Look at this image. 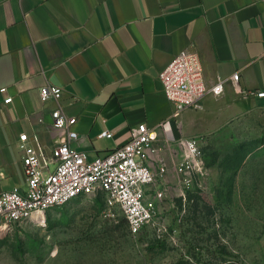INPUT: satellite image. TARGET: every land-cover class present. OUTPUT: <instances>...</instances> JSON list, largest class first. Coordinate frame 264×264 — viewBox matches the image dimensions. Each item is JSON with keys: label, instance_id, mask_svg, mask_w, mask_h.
<instances>
[{"label": "crops", "instance_id": "obj_1", "mask_svg": "<svg viewBox=\"0 0 264 264\" xmlns=\"http://www.w3.org/2000/svg\"><path fill=\"white\" fill-rule=\"evenodd\" d=\"M183 49L198 53L207 86L227 81L201 108L174 113L158 75ZM45 84L61 87L58 103L75 116V146L89 160L139 123L151 128L148 192L158 208L184 195V176L191 182L175 170L182 139L202 142L264 108L255 93L264 89V0H0V191L25 188L20 134L46 156L64 138L52 126L56 102L40 99Z\"/></svg>", "mask_w": 264, "mask_h": 264}, {"label": "rangeland", "instance_id": "obj_2", "mask_svg": "<svg viewBox=\"0 0 264 264\" xmlns=\"http://www.w3.org/2000/svg\"><path fill=\"white\" fill-rule=\"evenodd\" d=\"M0 264H264V108L200 142L184 195L137 234L81 195L0 232Z\"/></svg>", "mask_w": 264, "mask_h": 264}, {"label": "built area", "instance_id": "obj_3", "mask_svg": "<svg viewBox=\"0 0 264 264\" xmlns=\"http://www.w3.org/2000/svg\"><path fill=\"white\" fill-rule=\"evenodd\" d=\"M238 76V73L232 74L231 80L237 81ZM158 77L165 96L174 105V113L185 108H201L202 98L208 93L220 94L227 81L218 79L207 86L198 53L187 49L176 53ZM61 91L58 85L45 84L40 87L39 96L43 101L52 99L56 102L51 111L52 126L63 130L64 138L46 156L43 151L26 145L27 135L20 134L25 188L14 186L0 191V232L16 222H42L44 218L38 221L36 216H44L50 208L87 195L101 196L106 215L113 216L117 208L129 232L137 234L153 219L157 210L156 199L148 192L156 178L146 161L152 139L151 128L139 123L123 144L89 160L84 152L76 149L77 133L72 128L76 118L67 114L58 103ZM255 93L264 97V89ZM100 135L109 137L111 133L104 130ZM181 143L185 153L176 162L175 170L178 173L191 172L199 161L200 139L188 137ZM159 171L163 172L164 168L160 167ZM183 182L188 185L190 178L184 176Z\"/></svg>", "mask_w": 264, "mask_h": 264}, {"label": "bare ground", "instance_id": "obj_4", "mask_svg": "<svg viewBox=\"0 0 264 264\" xmlns=\"http://www.w3.org/2000/svg\"><path fill=\"white\" fill-rule=\"evenodd\" d=\"M36 218L38 219V221H41L42 218H44V216H41V217L36 216Z\"/></svg>", "mask_w": 264, "mask_h": 264}]
</instances>
